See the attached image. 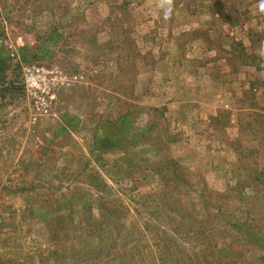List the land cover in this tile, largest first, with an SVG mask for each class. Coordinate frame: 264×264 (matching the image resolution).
<instances>
[{"label":"rangeland","instance_id":"374dc122","mask_svg":"<svg viewBox=\"0 0 264 264\" xmlns=\"http://www.w3.org/2000/svg\"><path fill=\"white\" fill-rule=\"evenodd\" d=\"M261 4L0 0V264H264Z\"/></svg>","mask_w":264,"mask_h":264},{"label":"built area","instance_id":"2783aa9c","mask_svg":"<svg viewBox=\"0 0 264 264\" xmlns=\"http://www.w3.org/2000/svg\"><path fill=\"white\" fill-rule=\"evenodd\" d=\"M21 41L19 37L14 41V44H8L11 57L15 56L13 45H17ZM20 74L24 94L31 110L30 122L32 124H35L37 117L48 115L51 105L56 100V90L60 87L70 86V83L76 80L74 76L73 80L69 82L65 77H57L53 72L36 64L22 66Z\"/></svg>","mask_w":264,"mask_h":264},{"label":"clouds","instance_id":"9594fccd","mask_svg":"<svg viewBox=\"0 0 264 264\" xmlns=\"http://www.w3.org/2000/svg\"><path fill=\"white\" fill-rule=\"evenodd\" d=\"M166 3L169 5L168 9L166 10V13H165V18L167 19L168 16L171 15V4H172V0H166ZM261 10L264 11V0H262V4H261Z\"/></svg>","mask_w":264,"mask_h":264},{"label":"trees","instance_id":"16d2710c","mask_svg":"<svg viewBox=\"0 0 264 264\" xmlns=\"http://www.w3.org/2000/svg\"><path fill=\"white\" fill-rule=\"evenodd\" d=\"M51 43V42H50ZM56 42L54 41V42H52V44L54 45ZM13 86H14V89H15V91L16 92H18L19 90H20V88L21 87H18V85L16 84V83H13ZM109 140H111V139H105V140H103V141H105V142H107V141H109ZM115 139H113V141H114ZM102 144V143H101ZM101 147H103V146H101Z\"/></svg>","mask_w":264,"mask_h":264}]
</instances>
